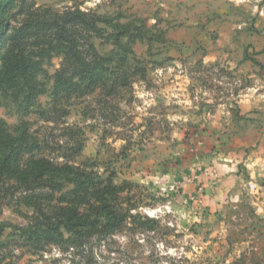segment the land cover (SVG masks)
I'll return each mask as SVG.
<instances>
[{
    "label": "rangeland",
    "instance_id": "1",
    "mask_svg": "<svg viewBox=\"0 0 264 264\" xmlns=\"http://www.w3.org/2000/svg\"><path fill=\"white\" fill-rule=\"evenodd\" d=\"M1 1L10 22L2 51L29 12L79 8L101 16L98 23L122 43L135 34L131 53L105 37L90 41L100 53L115 49L113 60L126 74L135 66L145 70L112 94L96 88L55 100L62 56L53 55L27 109L0 88V134L16 136L26 122L41 145L32 156L55 161L62 160L58 144H82L71 163L88 160L100 176L126 182L123 206L134 204L139 215L78 245L35 249L13 227L28 225L43 209L27 205L21 185L4 176L2 264H264V212L247 198L218 194L224 178L211 176L236 163L234 152L248 153L240 130L264 123V0ZM244 163L238 161L242 174Z\"/></svg>",
    "mask_w": 264,
    "mask_h": 264
},
{
    "label": "trees",
    "instance_id": "2",
    "mask_svg": "<svg viewBox=\"0 0 264 264\" xmlns=\"http://www.w3.org/2000/svg\"><path fill=\"white\" fill-rule=\"evenodd\" d=\"M5 3L0 0V88L20 109L22 104L27 109L39 92L38 76L44 73V61L53 55L62 56L61 65L54 73L52 95L55 100L60 95L80 96L96 88L108 87V93L112 94L129 85L130 77L145 71L135 66L126 74L113 60L115 49L100 53L90 41L92 35L105 37V42L110 41L114 48L131 53L130 44L135 34L128 32L127 41L122 43L118 32L109 33L98 23L101 16L79 8L29 12V16L14 27L8 46L2 51V42L10 29L4 14ZM43 145L55 150L47 143ZM58 147L63 149L61 161L33 157V152L41 145L31 136L26 122H22L21 132L16 136L0 134V178L14 179L24 191L22 199L26 204L43 209L28 225L13 227L25 241L23 245L35 249L48 243L78 245L84 237L114 230L128 219L133 223L137 221L139 215L132 212L135 205L125 208L122 203L123 198H127L123 195L126 182L117 185L112 176H100L89 168L88 160L71 163L72 158L79 155L82 144L77 148H63L61 144ZM46 203H50V210H44ZM3 248L1 243L0 264L6 259Z\"/></svg>",
    "mask_w": 264,
    "mask_h": 264
},
{
    "label": "crops",
    "instance_id": "3",
    "mask_svg": "<svg viewBox=\"0 0 264 264\" xmlns=\"http://www.w3.org/2000/svg\"><path fill=\"white\" fill-rule=\"evenodd\" d=\"M245 109L249 110V108ZM253 127H256V129H253V132H251V128ZM248 128H250L249 131ZM241 135L243 136V140L246 138L243 144L249 147L248 153L245 151L234 152L235 157L233 159L236 163L229 168L213 170L214 172L211 173V176H217L220 179L224 178L219 182L218 194L223 191L229 193L232 199L235 200L247 198L257 208L258 212H264V208L261 205L264 200V123L258 125L254 123L243 127L240 130L239 136ZM240 160H244L245 162L242 169L243 174L238 169V161ZM228 170L230 172L228 180H226L223 176L227 175L228 172L226 171ZM205 171L203 172V176H208ZM212 182L213 180H207L205 184L209 183L210 185ZM252 182L257 185L256 191L249 189V183Z\"/></svg>",
    "mask_w": 264,
    "mask_h": 264
},
{
    "label": "built area",
    "instance_id": "4",
    "mask_svg": "<svg viewBox=\"0 0 264 264\" xmlns=\"http://www.w3.org/2000/svg\"><path fill=\"white\" fill-rule=\"evenodd\" d=\"M249 189L256 191L257 190V185L255 183H253V182L249 183Z\"/></svg>",
    "mask_w": 264,
    "mask_h": 264
}]
</instances>
